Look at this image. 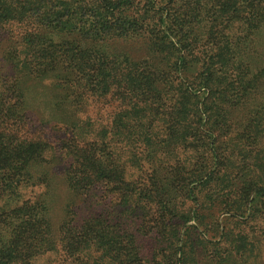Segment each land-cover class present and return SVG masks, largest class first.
<instances>
[{"label": "trees", "instance_id": "16d2710c", "mask_svg": "<svg viewBox=\"0 0 264 264\" xmlns=\"http://www.w3.org/2000/svg\"><path fill=\"white\" fill-rule=\"evenodd\" d=\"M133 2L0 0V36L6 37L0 50V264L135 262L136 240L125 238L119 217L128 208L154 221L171 255L183 254L187 229L179 216L197 215L203 204L197 192L208 178L201 164L187 160L170 170L160 155L206 151L216 164L215 114L205 102L220 107L221 81L231 83L233 72L248 70L238 54L264 22V0H145L142 12L131 13ZM138 32L148 34L153 57L133 59L112 46L114 38ZM188 63L196 64L191 72ZM32 79L49 81L45 87L59 90V105L70 107L59 109L68 133L60 149L69 165L61 173L68 194L58 220L47 192L23 198L38 184L51 186L47 172L35 175L34 169L57 161L45 141L20 134L24 84ZM200 89L207 91L202 103ZM107 98L120 106L111 141L104 129L90 138V123L78 111L90 99ZM111 142L145 146L153 165L148 183L127 178ZM100 193L115 197L116 213H93ZM249 211L256 220V206Z\"/></svg>", "mask_w": 264, "mask_h": 264}, {"label": "rangeland", "instance_id": "374dc122", "mask_svg": "<svg viewBox=\"0 0 264 264\" xmlns=\"http://www.w3.org/2000/svg\"><path fill=\"white\" fill-rule=\"evenodd\" d=\"M133 1L129 12L134 13L139 9L142 12L145 0ZM20 32V28H10L13 35ZM252 33L249 44L238 54L241 60L248 63V70L233 72L228 77L232 80L231 83L223 81L224 79L221 81L219 87L224 99L220 107L218 104L214 105L212 100L205 102L206 95L203 96V93L206 90L197 91L198 100L205 102L215 114L212 119L217 139L215 144L218 146L214 151L216 164L212 160L213 155L206 151L203 152L207 154L204 159L203 153L197 157V152L181 148L175 154L160 155L162 163L169 165L170 170L175 166L180 170L183 164H190L188 161L195 163L190 166L201 164L208 178L197 192L198 202L203 203L198 205L197 215L188 213L189 215L179 216L180 222H185L183 231L187 229L186 236H183V254L171 255L172 250L163 239L164 233L158 237L154 221H149V217H142L139 210L137 215L128 208L119 215L120 222L127 229L125 238L132 240V235L134 236L138 257L135 262L128 259L122 264H264V22ZM4 38V35L0 36V48ZM114 39L112 46L126 51L133 59L153 57L155 52L146 32ZM188 65L189 72L196 68L194 63ZM48 83L50 82L37 79L25 82L27 111L20 134L29 140L45 141L54 154L50 159L56 157L57 161L34 169L35 175L47 172L51 186L38 184L33 192L26 190L23 198L47 192V196L54 202L51 211L55 220H58L62 216L65 195L68 194L61 173L69 165L68 157L60 149L61 142L67 138L68 133L63 123L59 122L62 118L59 109L67 112L70 107L65 102L59 105V98L56 96L60 92L45 87ZM54 100L58 101V105L52 104ZM119 109L118 102L112 98L90 99L88 103L82 104L78 116L80 120L90 123V138H95L104 129L107 141H111V127ZM138 144L126 146L123 142L116 145L111 142V148L125 164L129 180L148 183L153 165L145 158V146ZM158 162L156 166L160 164ZM189 187L197 189L194 183ZM100 195L95 199L97 210L93 213L97 214L104 208L103 212L116 213L114 207L118 206L114 203L115 197L108 193ZM193 205L195 203L191 206ZM253 206H256V220L250 216L249 209ZM189 209L190 207L186 208L185 213ZM151 213L156 215L154 209ZM108 217L112 218L110 215ZM253 220L257 225H251ZM255 246L257 250H254ZM52 264H58V261Z\"/></svg>", "mask_w": 264, "mask_h": 264}]
</instances>
